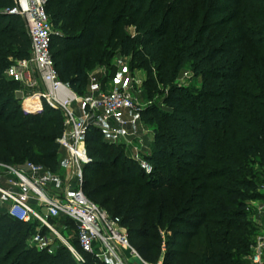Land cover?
<instances>
[{
    "label": "trees",
    "instance_id": "trees-1",
    "mask_svg": "<svg viewBox=\"0 0 264 264\" xmlns=\"http://www.w3.org/2000/svg\"><path fill=\"white\" fill-rule=\"evenodd\" d=\"M47 1L50 49L64 84L82 95L94 67L130 57L145 70V98L170 108L149 105L139 114L155 128L146 157L150 174L88 125L92 162L83 170L105 172L84 181L86 197L121 219L147 261L156 262L165 249L162 264H244L239 259L250 255L259 230L244 207L259 198L264 181V0H204L187 17V0ZM13 7V0H0V162L31 161L54 171L61 112L46 103L41 112H24L18 84L5 76L12 60L30 54L22 18L9 13ZM185 67L201 80L200 90L177 83ZM33 230L0 216L1 264H78L66 247L54 254L28 248ZM199 234L202 244L192 245Z\"/></svg>",
    "mask_w": 264,
    "mask_h": 264
},
{
    "label": "built area",
    "instance_id": "built-area-1",
    "mask_svg": "<svg viewBox=\"0 0 264 264\" xmlns=\"http://www.w3.org/2000/svg\"><path fill=\"white\" fill-rule=\"evenodd\" d=\"M13 2L9 13L22 18L30 41V54L28 58L12 60L5 76L18 84L14 93L24 112H41L44 103L61 112L64 128L57 142L68 154L67 165L77 178V187L70 193L69 180L63 181L58 173L39 163H0V216L34 226L26 238L28 248L54 254L57 242H61L78 264H162L163 259L145 260L132 245L121 219L88 199L83 191V168L92 162L85 143L88 121L92 117L106 126L112 143L131 146L129 157L142 171L152 172L153 167L144 154V138L127 129L131 120H117L122 110L132 111L138 118L141 110L135 103L133 89L134 85L140 89L142 81L129 76L127 81H120L98 95L93 92L78 95L60 80L54 65L50 49L53 26L46 12L48 1ZM124 61L125 58L119 56L112 64L124 67ZM88 78L90 83L97 82L91 72ZM35 95L40 109L25 110L24 102ZM74 102L85 106L82 117L71 108ZM31 200L44 212L35 210L29 204ZM255 207L257 214L264 216V203ZM65 220L74 225L76 243L71 242L67 224L61 222ZM249 264H264V229H259L253 239Z\"/></svg>",
    "mask_w": 264,
    "mask_h": 264
},
{
    "label": "rangeland",
    "instance_id": "rangeland-1",
    "mask_svg": "<svg viewBox=\"0 0 264 264\" xmlns=\"http://www.w3.org/2000/svg\"><path fill=\"white\" fill-rule=\"evenodd\" d=\"M203 1L204 0H187L184 4L185 16L186 17L190 16V14L193 12L195 6L196 5L200 6ZM181 11H183V7L180 9L179 13H181ZM128 32L131 34H134V27H129ZM117 57L118 56H116L115 58H117ZM115 58L113 60H115ZM139 64H140L139 62L131 63L130 57H128L125 59L124 67H122V68H124V73L125 72L127 73L128 71H131V72L133 71L134 74H131V75L135 76L137 79H139L140 81L143 82L142 79H143L144 75H146V73H145V70L141 66H139ZM114 69H115L114 65L111 63L107 66H101V67L96 66L90 72L92 74H94V76L96 78H99V80L101 81V79L103 78L102 75H106V74L107 75H111V74L114 75V72H115ZM126 73H125V75H127ZM177 83L180 86L184 87L185 89H188L192 93L200 90L201 85H202L201 80L199 78H195L193 76L192 71L189 67H185L181 71V73L178 76ZM133 90H134L133 94L135 97V103H137V105H138L137 107H139L140 110H143L144 108H146L149 105H156V104H158L159 107L163 110H169L170 109L166 106L161 105V103L158 102V99L155 96H154L153 100H151V101L147 100L145 98L144 92H142L141 88L138 89L137 85H134ZM25 105H26V103H24L23 107L30 109L31 106H29V105L25 106ZM149 130L154 133V131H155L154 126H150ZM56 159H57V164H56V168L54 169L53 172L58 173L65 180L71 179L72 180L71 191H74V189L77 187V178L73 175L72 169H70L67 165L68 164V154H67L66 150H64L62 147H60ZM0 163H3V162H0ZM94 169H96V167L93 169H90L89 171L83 170V180L84 181H88L90 179H92L93 182L98 181V179H99L98 175H101L102 173L105 172V170L103 168H100L97 171L98 175H94L95 174ZM261 169H264V168L262 167ZM0 172H1V169H0ZM259 175H262L261 172ZM263 180H264V173H263ZM257 192L259 193V198L246 201V205L244 207V210L247 212V214H246L247 221H249L253 226L259 227V229H264V226H262L260 223V222H262V224L264 225V216L257 214V210L255 208V206H260L264 203V181L262 183H260V185L257 189ZM29 204L35 210H37L39 213L44 212V209H41L40 207L36 206L35 201L31 200L29 202ZM101 208L108 211L107 207H101ZM255 214L257 215L256 216L257 219L255 218ZM67 227H68V234L70 236L71 242H73L75 240V238H74V235H75L74 227H72V225H69V224H67ZM159 233H160L162 238L166 237L164 230H159ZM201 234H199L197 237H195L193 239L192 245L196 241H198L199 244H202L203 239H202ZM253 239H254V237H253ZM57 244H58V249H60L61 247H64V245L61 242H57ZM192 245H191V248H195L198 251L204 250V247L201 245H200V247H193ZM164 252H165V249L160 253L158 260L164 258ZM239 260L241 262H243L244 264H249V255L248 256H241V258ZM0 264H1V261H0Z\"/></svg>",
    "mask_w": 264,
    "mask_h": 264
},
{
    "label": "crops",
    "instance_id": "crops-1",
    "mask_svg": "<svg viewBox=\"0 0 264 264\" xmlns=\"http://www.w3.org/2000/svg\"><path fill=\"white\" fill-rule=\"evenodd\" d=\"M114 68H115L114 69L115 70L114 75L113 74H111V75H107V74L106 75H102L103 78L101 79V81L99 80V78H97V82L90 83L89 78H87L86 88H85V91H84V93L82 95H86V94H88L90 92H93L95 95H98L99 92L109 90L113 85L119 83L120 81L121 82L127 81L128 77L131 74H134L133 71L132 72L128 71L127 73L125 72L127 74V75H125L124 68L118 67V66H115V65H114ZM145 79H146V75H144L142 80L144 81ZM26 105L31 106L30 109L25 107L27 110L40 109L39 99H38L37 96L29 97L27 99V101H26ZM71 108L73 109V111L75 112V114L78 117H82L83 116L84 109H85V106L83 105V103H78V102L75 103L74 102V103H72ZM118 119H125V120H131L132 121V122H130L127 125V129L130 132L134 133L135 135H138V136H141V137L144 138V142L146 144V148L144 150L145 157L150 155L151 150H152V146H153V143H154V138H155L154 137V133L149 130L150 126L145 124L144 121L141 120L140 116H138V118H137V115L134 112L128 111V110L120 111V113L117 115V120ZM88 122H89V124H93L96 127L100 128L102 130V133H103V138L106 141H108L109 143H112L111 140H110V136L108 135L106 126L98 118L92 117V118H90V120ZM122 146L124 147L126 153L129 156L130 153H131V146H127V145L126 146L122 145ZM66 180H69L71 185H72V180L71 179H66ZM66 180L63 179V181H66ZM69 192L71 193L73 191H71V189H70ZM255 208H257V207H255ZM256 216L257 215L255 214V218H256ZM260 223H261L262 226H264L262 224V222H260Z\"/></svg>",
    "mask_w": 264,
    "mask_h": 264
},
{
    "label": "bare ground",
    "instance_id": "bare-ground-1",
    "mask_svg": "<svg viewBox=\"0 0 264 264\" xmlns=\"http://www.w3.org/2000/svg\"><path fill=\"white\" fill-rule=\"evenodd\" d=\"M36 96V95H35ZM27 101V100H26ZM26 101L24 103H26Z\"/></svg>",
    "mask_w": 264,
    "mask_h": 264
}]
</instances>
